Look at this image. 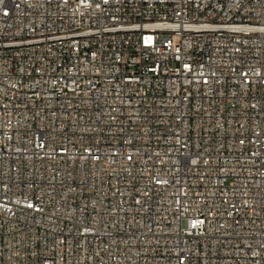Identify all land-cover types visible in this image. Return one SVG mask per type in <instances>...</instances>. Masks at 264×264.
Masks as SVG:
<instances>
[{
  "label": "built area",
  "instance_id": "2783aa9c",
  "mask_svg": "<svg viewBox=\"0 0 264 264\" xmlns=\"http://www.w3.org/2000/svg\"><path fill=\"white\" fill-rule=\"evenodd\" d=\"M0 264H264V0H0Z\"/></svg>",
  "mask_w": 264,
  "mask_h": 264
}]
</instances>
